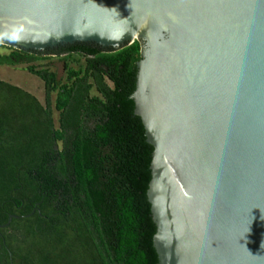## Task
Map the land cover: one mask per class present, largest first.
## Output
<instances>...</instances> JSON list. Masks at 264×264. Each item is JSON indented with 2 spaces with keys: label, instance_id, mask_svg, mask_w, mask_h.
I'll list each match as a JSON object with an SVG mask.
<instances>
[{
  "label": "water",
  "instance_id": "water-1",
  "mask_svg": "<svg viewBox=\"0 0 264 264\" xmlns=\"http://www.w3.org/2000/svg\"><path fill=\"white\" fill-rule=\"evenodd\" d=\"M135 41L158 264H264V0H0L13 50Z\"/></svg>",
  "mask_w": 264,
  "mask_h": 264
},
{
  "label": "trees",
  "instance_id": "trees-1",
  "mask_svg": "<svg viewBox=\"0 0 264 264\" xmlns=\"http://www.w3.org/2000/svg\"><path fill=\"white\" fill-rule=\"evenodd\" d=\"M0 47V66L26 65L46 99L0 80V225L19 217L0 228V264H158L153 147L130 98L140 43L69 46L45 66Z\"/></svg>",
  "mask_w": 264,
  "mask_h": 264
},
{
  "label": "rangeland",
  "instance_id": "rangeland-1",
  "mask_svg": "<svg viewBox=\"0 0 264 264\" xmlns=\"http://www.w3.org/2000/svg\"><path fill=\"white\" fill-rule=\"evenodd\" d=\"M10 50L4 49L0 47V54H9ZM52 57H48L50 59H43L39 62H34L35 65H42L45 66L49 62L56 63L59 60L54 55H50ZM77 58V57H75ZM69 66L78 69L81 64H83V60L80 63L74 62L69 60ZM26 65H16V66H7L2 65L0 66V80L6 81L10 84L16 85L32 95H34L42 104H44V96H43V89L44 85L43 82L36 76L30 74L27 70H25ZM52 67V66H51ZM54 69V67H52ZM92 94H95V91L92 90ZM54 100V97L52 98ZM57 113H55V119L57 118Z\"/></svg>",
  "mask_w": 264,
  "mask_h": 264
},
{
  "label": "flooded vegetation",
  "instance_id": "flooded-vegetation-1",
  "mask_svg": "<svg viewBox=\"0 0 264 264\" xmlns=\"http://www.w3.org/2000/svg\"><path fill=\"white\" fill-rule=\"evenodd\" d=\"M64 48H65V47H64ZM64 48H58V49H55V50H52V51H46V52H44V53H42V54H44L43 56H46V57H52V56H50V54H53V55H54L53 57L58 58V57H59L58 54H59V53L61 52V50L64 49ZM43 85H44V84H43ZM43 96H44V103H46L44 89H43ZM52 96H53L54 99H55V97H56V93H54ZM40 103H41V102H40ZM54 113H57V111L54 110ZM57 114H58V113H57Z\"/></svg>",
  "mask_w": 264,
  "mask_h": 264
}]
</instances>
